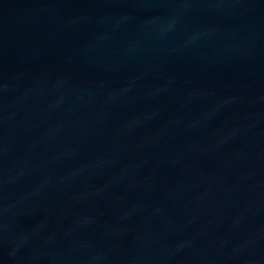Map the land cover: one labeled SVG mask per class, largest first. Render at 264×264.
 Instances as JSON below:
<instances>
[{
    "label": "water",
    "instance_id": "95a60500",
    "mask_svg": "<svg viewBox=\"0 0 264 264\" xmlns=\"http://www.w3.org/2000/svg\"><path fill=\"white\" fill-rule=\"evenodd\" d=\"M0 264H264V0H0Z\"/></svg>",
    "mask_w": 264,
    "mask_h": 264
}]
</instances>
